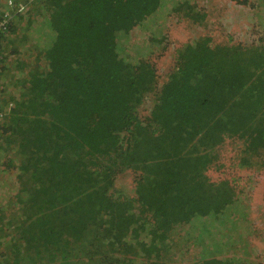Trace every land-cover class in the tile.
I'll list each match as a JSON object with an SVG mask.
<instances>
[{
  "label": "trees",
  "instance_id": "16d2710c",
  "mask_svg": "<svg viewBox=\"0 0 264 264\" xmlns=\"http://www.w3.org/2000/svg\"><path fill=\"white\" fill-rule=\"evenodd\" d=\"M32 1L37 22L22 17L18 27L27 25L36 43V66L18 82L19 95L0 105H12L0 120V150L14 151L22 224L20 233L0 235V264H173L191 239L202 248L199 264H250L244 255L219 260L226 231L244 214L231 182L213 183L204 172L228 138L242 142L241 167L264 164V47L199 39L180 48L158 90L153 66L124 60L119 38L160 19L168 0ZM187 16L196 22L200 14ZM148 96L154 106L142 120ZM127 170L138 173L135 198L112 191Z\"/></svg>",
  "mask_w": 264,
  "mask_h": 264
},
{
  "label": "rangeland",
  "instance_id": "374dc122",
  "mask_svg": "<svg viewBox=\"0 0 264 264\" xmlns=\"http://www.w3.org/2000/svg\"><path fill=\"white\" fill-rule=\"evenodd\" d=\"M12 1L13 5H10V0H0V9H2L0 11L11 13L10 27L15 25L18 30L16 33H8L9 30L6 29L0 34L1 37L7 35L0 45V105L3 100L10 102L12 96L19 95L18 82L22 79L24 72H29L36 66L38 53L34 40L23 32L27 25L22 24L20 28L18 27L22 17L24 21L37 22L34 3L32 0H18L17 3L15 0ZM178 1L187 2L188 5L174 12L172 9L176 7ZM165 5L169 8L163 12L160 19L148 22L144 27L139 26L131 34L121 35L119 38L120 54L122 57L126 56L124 60L135 64L144 61L153 66L157 75L158 90L168 83L170 74L175 72L180 48L199 39L209 37L213 46L230 45L247 47L246 49L253 46L264 47V0H168ZM192 10L200 14L196 22L187 16V12ZM38 22L39 24L35 25L39 28L40 25L44 26L42 20L38 19ZM40 32L43 43L48 46L46 35L44 36L42 30ZM46 34L52 38L51 45L55 41V35L48 31ZM152 38L156 41H152ZM16 48L19 50L18 54H13ZM20 65L24 67L22 70L18 69ZM42 65H45L44 61ZM2 72H5L4 76ZM153 98L154 96H148L140 108L142 120L150 116L154 106ZM11 107L10 104L3 110L8 114ZM0 145H4L1 139ZM241 146V140L226 139L216 148V154L219 155L218 163L204 172V176L213 183L225 180L231 182L236 192L234 202L240 204L244 214L241 226L226 231L231 240H225L227 247L219 260L230 262L229 258L234 255L238 258L244 255L250 264H264V164L262 160H257L251 167H241L239 155ZM14 156V151L6 146L2 151L0 150V235L2 238H10L15 233H20L22 225L16 221L18 215L14 213L15 206L19 203L16 195L21 184L17 178L20 172ZM137 176L138 173L134 170L125 171L117 177L112 191L116 195L122 194L127 198H135ZM2 207L4 210H1ZM207 226L208 224L203 222L199 231ZM178 230L181 236L187 234L186 228ZM181 236L174 234V241L177 242ZM185 237L192 238L191 235V238L186 235ZM186 245L185 250H188V254L184 258H173L177 260L176 263L172 261L173 264H199L197 257L202 248L196 246L192 239ZM5 252L6 249L0 246V253ZM172 254L175 255L176 251ZM259 254H262V257L257 259L256 255Z\"/></svg>",
  "mask_w": 264,
  "mask_h": 264
},
{
  "label": "built area",
  "instance_id": "2783aa9c",
  "mask_svg": "<svg viewBox=\"0 0 264 264\" xmlns=\"http://www.w3.org/2000/svg\"><path fill=\"white\" fill-rule=\"evenodd\" d=\"M9 4L13 5V1L10 0ZM11 21H12V15L10 12H8V11L7 12H0V34L2 31L6 30L8 28ZM5 115L6 114L4 111H0V120L3 119V117Z\"/></svg>",
  "mask_w": 264,
  "mask_h": 264
}]
</instances>
